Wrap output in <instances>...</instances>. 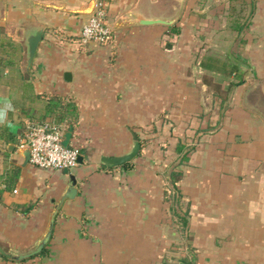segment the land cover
Masks as SVG:
<instances>
[{
	"label": "crops",
	"instance_id": "obj_1",
	"mask_svg": "<svg viewBox=\"0 0 264 264\" xmlns=\"http://www.w3.org/2000/svg\"><path fill=\"white\" fill-rule=\"evenodd\" d=\"M105 1L99 43L80 37L95 0H0V245L32 249L77 181L44 249L0 264H264V0ZM46 121L80 151L70 173L25 163Z\"/></svg>",
	"mask_w": 264,
	"mask_h": 264
},
{
	"label": "built area",
	"instance_id": "obj_2",
	"mask_svg": "<svg viewBox=\"0 0 264 264\" xmlns=\"http://www.w3.org/2000/svg\"><path fill=\"white\" fill-rule=\"evenodd\" d=\"M105 0H95L94 10L81 30L83 41L106 43L113 37V28L108 23ZM66 126L51 122L33 123L23 133L19 147L30 152L29 163L40 168L71 169L79 164L80 151L63 144Z\"/></svg>",
	"mask_w": 264,
	"mask_h": 264
},
{
	"label": "water",
	"instance_id": "obj_3",
	"mask_svg": "<svg viewBox=\"0 0 264 264\" xmlns=\"http://www.w3.org/2000/svg\"><path fill=\"white\" fill-rule=\"evenodd\" d=\"M141 23H146V24H152V23H164V24H169L171 23V21L168 20H162V19H145V20H141ZM42 35H43V29L40 28L38 30H36V32H34L33 34L29 35V37H27V64L31 65L36 50L38 48V45L42 39ZM70 137V132L65 133V135H63V144L67 145L68 144V140ZM133 144L130 148V150L124 154L121 155H115V156H109V155H103L101 157V162L103 165H105L106 167H116V166H120L123 165L127 162H130L131 160H133L139 153L141 145H140V141L137 138L136 134H133ZM25 163L28 162L29 160V156H30V152L28 149H26L25 152ZM78 161L81 162L82 158L79 156ZM64 171L66 173H70V169L65 168ZM76 177L73 174H70V183L69 186L67 188V191L64 193V195L56 202L49 220H48V225L46 230L44 231V233L42 234V236L36 241L34 247L32 249H30L29 251H25V252H18V251H14V250H9L6 251L1 245H0V253L3 254L5 257H8L10 259L13 260H23L25 258H29L31 256H34L36 254H39L44 247L48 244L51 235H52V231H53V227H54V222H55V217L56 214L60 208V205L62 204V202L64 201L65 198H74L77 194V189H76Z\"/></svg>",
	"mask_w": 264,
	"mask_h": 264
},
{
	"label": "trees",
	"instance_id": "obj_4",
	"mask_svg": "<svg viewBox=\"0 0 264 264\" xmlns=\"http://www.w3.org/2000/svg\"><path fill=\"white\" fill-rule=\"evenodd\" d=\"M239 70H240V67H239L237 64L231 65L230 68H228V72L231 73V74H232V73H237ZM241 82H242V80H240L239 82H234V83H232L231 85L235 86V85H237V84H239V83H241ZM218 88H219V87H218ZM218 90H219V89H218ZM220 93H221V95H222L223 100H225V95L223 94V92L220 91ZM172 179H173V183H172V191H175V193H176L177 196H178V189L175 187V179L173 178V176H172Z\"/></svg>",
	"mask_w": 264,
	"mask_h": 264
}]
</instances>
